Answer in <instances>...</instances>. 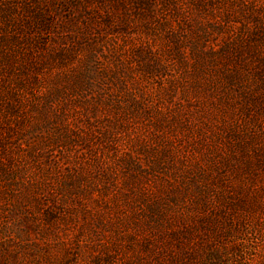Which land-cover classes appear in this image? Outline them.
Segmentation results:
<instances>
[{
  "label": "rangeland",
  "instance_id": "rangeland-1",
  "mask_svg": "<svg viewBox=\"0 0 264 264\" xmlns=\"http://www.w3.org/2000/svg\"><path fill=\"white\" fill-rule=\"evenodd\" d=\"M35 1L0 0V264H264V0Z\"/></svg>",
  "mask_w": 264,
  "mask_h": 264
},
{
  "label": "trees",
  "instance_id": "trees-1",
  "mask_svg": "<svg viewBox=\"0 0 264 264\" xmlns=\"http://www.w3.org/2000/svg\"><path fill=\"white\" fill-rule=\"evenodd\" d=\"M27 3H31V5H33L34 3H36V1L35 0H27Z\"/></svg>",
  "mask_w": 264,
  "mask_h": 264
}]
</instances>
